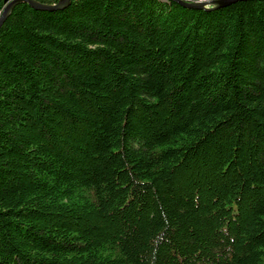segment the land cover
Wrapping results in <instances>:
<instances>
[{
  "label": "trees",
  "instance_id": "obj_1",
  "mask_svg": "<svg viewBox=\"0 0 264 264\" xmlns=\"http://www.w3.org/2000/svg\"><path fill=\"white\" fill-rule=\"evenodd\" d=\"M0 264H264V0L16 3Z\"/></svg>",
  "mask_w": 264,
  "mask_h": 264
},
{
  "label": "water",
  "instance_id": "obj_2",
  "mask_svg": "<svg viewBox=\"0 0 264 264\" xmlns=\"http://www.w3.org/2000/svg\"><path fill=\"white\" fill-rule=\"evenodd\" d=\"M4 1H5V6L3 10L0 12V25L2 21L5 19V17L8 15V13L11 11L12 7L16 3L21 2V1H26L30 5L36 8H41V9H46V10L62 8L68 5L70 2V0H58V2L56 3H46V2H41L38 0H4ZM175 1L187 7L209 9L210 7L214 8L218 5H226L236 0H197V1L175 0Z\"/></svg>",
  "mask_w": 264,
  "mask_h": 264
}]
</instances>
